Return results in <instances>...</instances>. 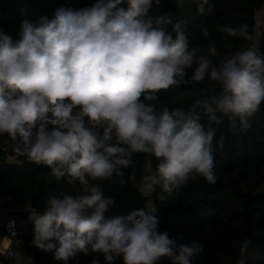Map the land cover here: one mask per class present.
Instances as JSON below:
<instances>
[{
    "label": "clouds",
    "instance_id": "1",
    "mask_svg": "<svg viewBox=\"0 0 264 264\" xmlns=\"http://www.w3.org/2000/svg\"><path fill=\"white\" fill-rule=\"evenodd\" d=\"M154 3L160 0H95L79 10L61 7L51 20L22 21L15 41L0 29V134L17 142V153L49 167L57 180L79 181L84 193L52 195L42 213L31 210L32 243L52 252L54 260L67 264L78 252L91 250L106 264L121 257L123 264H158L161 257L190 264L202 246L178 243L159 232L153 209L108 215L114 199L89 180L115 175L124 183L123 169L133 164V153H143L158 161L154 173L152 161H146L150 174L143 182L149 189L161 187V201L197 177L214 184L215 129L206 128L194 110L164 107L158 112L145 101L156 100L161 90L209 77L222 94L204 105L208 124L238 118L244 131L264 102V56L257 48L214 64L215 45L209 44V55H197L196 48L189 49L182 22L150 14ZM207 3L199 4L201 14ZM164 25H172L175 36ZM247 27L222 31L251 40ZM202 31L209 36L207 28Z\"/></svg>",
    "mask_w": 264,
    "mask_h": 264
},
{
    "label": "trees",
    "instance_id": "2",
    "mask_svg": "<svg viewBox=\"0 0 264 264\" xmlns=\"http://www.w3.org/2000/svg\"><path fill=\"white\" fill-rule=\"evenodd\" d=\"M201 2L160 0L159 4L154 3L150 14L153 17L170 16L174 23L182 22L189 49L196 48L197 55H209L208 46L214 44L217 49L212 58L214 64L250 47L257 48L264 56V15L258 23V33H254L256 13L264 7L263 0H208L204 14L199 12ZM93 3L95 0H0V29L15 41L19 39L24 20L36 23L42 16L51 20L61 7L79 10ZM121 7H127L126 3ZM244 24L248 26L251 40L231 37L222 31L225 26ZM163 27L175 36L172 25ZM204 28L209 32L208 37L203 35ZM194 68L195 65L187 69L186 79H191ZM221 94L219 86L205 77L201 82L161 90L156 100L145 101L155 104L158 112L164 107L186 112L194 110L206 128L215 129L216 182L209 183L203 177H197L163 201L159 199L162 189L156 186L152 197L162 218L158 231H166L169 238H177L178 243L202 246L203 250L190 259V264H264V102L248 118L250 127L246 131L242 130L238 118L235 122L225 118L219 125H209L204 105L212 103ZM97 131L102 132V129ZM221 137L222 146L218 144ZM16 143L7 134H0V195L10 197L7 205L11 209L24 215H30L32 209L42 213L49 196L62 193L84 195L79 181L69 184L67 177L57 180L49 167L17 153ZM132 160L133 164L123 169L124 183L115 175L106 180H89L90 185H101L104 196L114 199L115 206L108 213L110 216L125 215L137 208L146 209L147 197L141 192L143 177L148 171L145 163L152 161L154 173L158 161L143 153H133ZM33 239L31 221L29 232L21 240L26 251L46 264H65L54 260L52 252L35 247ZM246 241L247 247L244 248ZM93 259L106 264L103 255L91 250L88 255L78 252L67 264H91ZM115 264H123L122 257ZM163 264H172V260L167 257Z\"/></svg>",
    "mask_w": 264,
    "mask_h": 264
},
{
    "label": "built area",
    "instance_id": "3",
    "mask_svg": "<svg viewBox=\"0 0 264 264\" xmlns=\"http://www.w3.org/2000/svg\"><path fill=\"white\" fill-rule=\"evenodd\" d=\"M254 33H258V24L254 27ZM148 174L150 173L147 171L146 175ZM152 191L153 189L147 188L145 184L141 186L142 194L147 197L146 209L156 210ZM9 199V196L0 195V264H14L12 245L21 242L23 236L29 232L31 225L30 215H24L19 210L11 209L7 205ZM156 215L160 224L162 218L157 212ZM5 238L8 239V242L4 245ZM166 258L161 257L158 264H163ZM27 261L29 264H46L44 261L35 259L31 252L28 253Z\"/></svg>",
    "mask_w": 264,
    "mask_h": 264
},
{
    "label": "crops",
    "instance_id": "4",
    "mask_svg": "<svg viewBox=\"0 0 264 264\" xmlns=\"http://www.w3.org/2000/svg\"><path fill=\"white\" fill-rule=\"evenodd\" d=\"M260 12H262V9L258 10L256 15ZM262 15H264V12L262 13ZM262 17H261V19H262ZM7 242H8V239L5 238L3 240V244L5 245V244H7ZM12 251H13V255H14V264H25L26 263L28 252L24 248L22 241L17 243V244H13L12 245Z\"/></svg>",
    "mask_w": 264,
    "mask_h": 264
},
{
    "label": "rangeland",
    "instance_id": "5",
    "mask_svg": "<svg viewBox=\"0 0 264 264\" xmlns=\"http://www.w3.org/2000/svg\"><path fill=\"white\" fill-rule=\"evenodd\" d=\"M264 12V7L262 8V12L258 13L256 15V18H257V24L259 23V20L261 19V17L263 16L262 13ZM260 18V19H259ZM25 264H29L28 261H26Z\"/></svg>",
    "mask_w": 264,
    "mask_h": 264
},
{
    "label": "water",
    "instance_id": "6",
    "mask_svg": "<svg viewBox=\"0 0 264 264\" xmlns=\"http://www.w3.org/2000/svg\"><path fill=\"white\" fill-rule=\"evenodd\" d=\"M172 213H176V211H173ZM247 241L243 244V247L246 248L247 247Z\"/></svg>",
    "mask_w": 264,
    "mask_h": 264
}]
</instances>
